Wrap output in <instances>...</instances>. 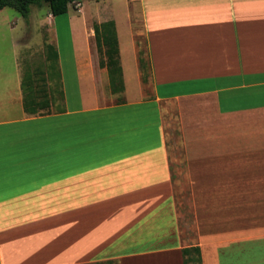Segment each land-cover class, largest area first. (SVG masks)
Masks as SVG:
<instances>
[{"label":"crops","instance_id":"1","mask_svg":"<svg viewBox=\"0 0 264 264\" xmlns=\"http://www.w3.org/2000/svg\"><path fill=\"white\" fill-rule=\"evenodd\" d=\"M126 1L142 24L108 16L124 101L100 103L113 94L94 25L83 47L71 37L60 110L28 114L22 76L11 98L0 82V264H184L164 118L176 101L196 104L180 121L202 263L264 264V0Z\"/></svg>","mask_w":264,"mask_h":264},{"label":"rangeland","instance_id":"2","mask_svg":"<svg viewBox=\"0 0 264 264\" xmlns=\"http://www.w3.org/2000/svg\"><path fill=\"white\" fill-rule=\"evenodd\" d=\"M141 13L140 4H128L126 0H76L69 5L68 13L58 17L50 14L47 5H33L28 18L22 17L12 8H4L0 11V82L8 92L6 97L11 98L16 94V83L18 76L21 75L24 97L31 95L40 105L47 101L53 103L47 109L39 105L37 107L39 113H45L46 110H60L63 98L58 74H61L60 70H62L69 81L74 75L72 35H75L78 46L83 47L87 28L91 25L113 21L114 19L108 16H114L122 28L126 26L131 15L132 21L138 27L143 21ZM122 39L125 41V36ZM92 42H96V39ZM49 45L54 46L58 51L60 59L57 66L50 60ZM91 58L98 60L99 63L105 61L104 48H99L97 45L94 49L93 46ZM149 92L148 89L146 95H150ZM112 94V96L107 95V101L103 95H100V103L105 104L112 99L116 102L124 101L123 93L112 92ZM194 105L196 104L188 101L172 102L165 106L164 118L179 232L182 245L187 250L185 259L188 260V264H203L198 261L199 254L192 249L201 244L200 222L203 221L205 225V220L199 221V192L193 189L189 169V167H197V161L189 164L188 149L190 148L185 143L180 121L181 109ZM103 264L120 263L114 261Z\"/></svg>","mask_w":264,"mask_h":264},{"label":"trees","instance_id":"3","mask_svg":"<svg viewBox=\"0 0 264 264\" xmlns=\"http://www.w3.org/2000/svg\"><path fill=\"white\" fill-rule=\"evenodd\" d=\"M76 0H0V11L4 8H12L16 10L22 17L28 18L31 13V7L33 5L42 6L47 5L50 14L54 17H58L68 13L69 5ZM95 39L99 48H104V54L106 56L105 61H101L100 66L108 69L110 77V85L114 94L124 92V82L122 75V67L120 64V51L119 41L116 30L115 21H106L100 24H95ZM48 54L55 64L58 65L59 54L56 48L52 45L48 46ZM61 80V74H58ZM146 81V79H144ZM40 103L36 101V98L31 95L24 97V109L28 114H39L38 106ZM42 108H49L50 103L47 101L45 104H41ZM45 113H49L46 110ZM199 254V262L201 263V252L198 246L192 248ZM186 251L183 250L184 264H188V260L185 259Z\"/></svg>","mask_w":264,"mask_h":264}]
</instances>
